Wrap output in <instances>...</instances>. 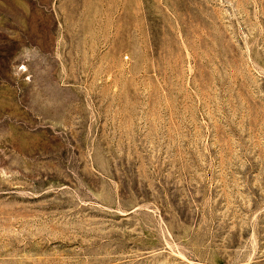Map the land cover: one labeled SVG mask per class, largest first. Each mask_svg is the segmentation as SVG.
<instances>
[{"label": "rangeland", "instance_id": "obj_1", "mask_svg": "<svg viewBox=\"0 0 264 264\" xmlns=\"http://www.w3.org/2000/svg\"><path fill=\"white\" fill-rule=\"evenodd\" d=\"M0 264H264V0H0Z\"/></svg>", "mask_w": 264, "mask_h": 264}]
</instances>
